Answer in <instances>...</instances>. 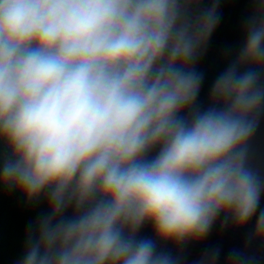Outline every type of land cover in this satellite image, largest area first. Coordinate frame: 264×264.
I'll use <instances>...</instances> for the list:
<instances>
[{"label":"clouds","instance_id":"9594fccd","mask_svg":"<svg viewBox=\"0 0 264 264\" xmlns=\"http://www.w3.org/2000/svg\"><path fill=\"white\" fill-rule=\"evenodd\" d=\"M201 2L0 0V186L49 209L19 264H178L156 241L200 242L222 215L255 218L250 239L264 241L248 150L264 115V0L207 108L194 65L220 15ZM145 225L155 241L138 238ZM226 264L254 258L233 250Z\"/></svg>","mask_w":264,"mask_h":264},{"label":"water","instance_id":"95a60500","mask_svg":"<svg viewBox=\"0 0 264 264\" xmlns=\"http://www.w3.org/2000/svg\"><path fill=\"white\" fill-rule=\"evenodd\" d=\"M213 2L214 0H202L200 8L210 7ZM257 7L254 0H219L220 22L202 56L194 65L196 71L204 73L205 77L196 102L201 108L210 106V91L216 77L236 60L245 39L246 22L256 14ZM248 67L242 66L240 70L245 71ZM258 70L264 82V68ZM248 150L250 166L264 180V115L260 117L259 126L248 144ZM158 151V147L153 149L149 158L154 157ZM7 155L6 146L0 144V160ZM260 208L264 209V193L261 195ZM48 211L44 196L37 201L28 202L15 188L0 186V264H19L26 250L29 225L34 227L38 218L48 214ZM66 215H72L71 208ZM223 220L222 215L209 235L200 242L190 241L176 246L156 241L158 249L172 255L178 264H202L205 253L217 248L221 252L217 264H226L228 254L233 250L253 257L254 264H264V241L250 239L255 218L243 228H236L230 218L228 224L222 227ZM138 238L155 241L151 226H143Z\"/></svg>","mask_w":264,"mask_h":264}]
</instances>
